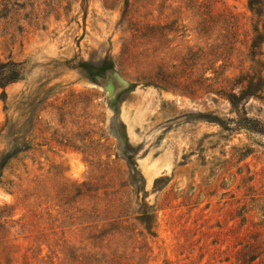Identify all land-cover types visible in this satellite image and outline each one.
I'll use <instances>...</instances> for the list:
<instances>
[{
  "label": "rangeland",
  "instance_id": "obj_1",
  "mask_svg": "<svg viewBox=\"0 0 264 264\" xmlns=\"http://www.w3.org/2000/svg\"><path fill=\"white\" fill-rule=\"evenodd\" d=\"M249 1L0 0V264H264Z\"/></svg>",
  "mask_w": 264,
  "mask_h": 264
},
{
  "label": "trees",
  "instance_id": "obj_2",
  "mask_svg": "<svg viewBox=\"0 0 264 264\" xmlns=\"http://www.w3.org/2000/svg\"><path fill=\"white\" fill-rule=\"evenodd\" d=\"M263 5V0H250L249 7L251 10L255 11L257 14H260L261 7ZM262 38L258 35L256 37V41L252 45L253 48H256L259 44H261ZM6 68V67H4ZM9 72V70H7ZM10 73V72H9ZM9 82L16 81V76H9ZM232 89L221 93L220 95L223 96L231 105V107L235 110L237 114V119L239 121L238 125L243 128H250L248 124H245L242 121H248L249 118L245 112V104L249 98L259 97V95L264 93V74L261 72H253V73H244L241 74L237 79H235ZM234 88H237L235 90ZM9 122V118L6 119V124L3 125L4 129L6 128ZM3 129V130H4ZM26 141V140H25ZM27 144V145H26ZM26 144L23 143L19 147H12L10 151L4 152L0 157V179L2 178L3 170L7 163L11 160L16 158L17 154L27 151L29 147L28 141Z\"/></svg>",
  "mask_w": 264,
  "mask_h": 264
}]
</instances>
